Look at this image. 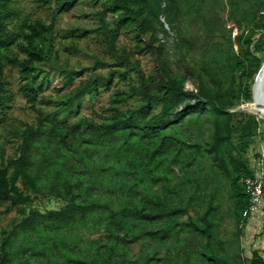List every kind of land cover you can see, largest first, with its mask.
<instances>
[{
	"label": "rangeland",
	"instance_id": "obj_1",
	"mask_svg": "<svg viewBox=\"0 0 264 264\" xmlns=\"http://www.w3.org/2000/svg\"><path fill=\"white\" fill-rule=\"evenodd\" d=\"M167 3L172 5V24L162 17L155 22L154 36L152 31L144 36L136 23L123 22L106 0H78L71 11L62 13H57L55 2L40 7L35 0H15L17 15L9 30L16 40L25 22L41 18L49 23L56 16L55 49L52 63L43 65L49 76L38 107L53 109L81 80L116 68V56L102 42L99 12H104L105 21L119 28V50H131L141 67L152 73L156 59L148 41L162 44L185 88L214 94L220 117H230L233 131L231 143L210 151L215 118L194 111L152 141L133 137L118 149L84 142L82 135L70 137L72 144L65 146L41 139L31 155V170L43 190L34 204L42 212L55 210L66 203V196L77 194L78 202L109 209L84 210L63 221L45 219L33 229H20L12 241L10 264H222L209 255L204 238L187 226L190 217L202 226L210 224L215 250L231 264H250L254 249L264 256V202L245 220L237 213L234 195V184H241L236 171L241 161L264 178V116L251 107L252 91L250 98L238 96L240 72L233 69L246 38L264 57V0H165L163 6ZM13 48L18 51L17 45ZM61 68L74 70L71 85H65ZM133 79L134 70L128 78L117 75L111 90L85 97L81 115L102 122L115 87H128ZM4 80L10 98L0 121V163L15 154V132L36 121L19 90V67L9 63ZM139 102L132 99L129 104ZM194 102L184 101L176 112ZM160 109L157 105L155 112ZM78 119L70 116L69 122ZM127 207L121 219L117 212ZM179 207L186 212L176 218L143 221L136 213ZM21 219L16 208L0 204V230Z\"/></svg>",
	"mask_w": 264,
	"mask_h": 264
},
{
	"label": "trees",
	"instance_id": "obj_2",
	"mask_svg": "<svg viewBox=\"0 0 264 264\" xmlns=\"http://www.w3.org/2000/svg\"><path fill=\"white\" fill-rule=\"evenodd\" d=\"M40 7L50 6L55 2L57 13L69 12L78 0H35ZM111 7L119 12L120 19L126 23H136L140 33L146 36L150 31L154 36L155 22L162 17L172 24V5L165 0H106ZM15 0H0V121H3L10 89L5 82V69L7 65L14 64L19 67V90L26 98L28 104L36 113L35 123L23 124V128L15 132L17 146L15 154L0 163V204H8L9 208H16L22 216L19 223H12L7 229L0 230V264H10L12 259L11 246L14 236L20 229H33L43 220L63 221L76 217L84 210L109 209L105 204L78 202L77 194L66 196V203L59 209L42 212L34 203L35 197L43 194L38 177L32 172V152L35 143L43 138L54 139L62 146L72 144V138L82 135V140L90 144H108L115 149L118 145L129 143L133 137L152 141L162 130L174 123L182 121L194 111L209 112L214 118V137L210 151H221L225 143H231L233 127L230 117H220L221 108L217 104L214 94L204 88L198 92L188 90L184 86L183 78L179 77L170 67L164 56V46H156L148 41V47L156 59V70L147 73L138 59H134L131 50H119L116 39L119 35L118 27H111L106 21L104 12H99L102 24L100 30L109 52L116 56L114 67L106 74L94 73L80 81L74 89L65 94L53 109L38 107L37 101L45 87V79L49 72L43 65L51 64L55 49L54 31L56 16L51 22L41 18L25 22L19 40L9 30L11 21L17 15L14 8ZM151 40H153L151 38ZM251 39L246 38L241 51L236 55L233 69L240 72L238 96L251 97L252 84L255 75L261 67L264 57L251 49ZM17 45L18 51L13 48ZM264 52V50L260 51ZM23 55V57H21ZM134 59V60H133ZM122 67V68H119ZM124 68V69H123ZM65 85L73 83L74 70L61 68ZM131 70L136 71L137 79L128 83V87L116 86L111 96L112 105L107 108L109 114L104 116L100 123L89 120L81 115L82 101L85 97H94L101 89L111 90L117 75L128 78ZM138 99L137 105H130V100ZM194 99L188 104L186 110L176 112L178 107L186 100ZM46 101V97H42ZM161 109L155 112V107ZM79 117L75 122H69V117ZM84 126V127H83ZM85 129L88 130L85 131ZM72 137V138H70ZM164 141L160 143L163 147ZM156 153V151H154ZM239 184H234L236 208L239 216L249 204V194L246 192L242 179L255 174L248 170L241 161L236 166ZM264 202V201H263ZM260 208V206H259ZM259 208L256 212H258ZM128 207L117 212L123 219L128 214ZM186 212L183 208H172L161 213H149L138 210L136 213L143 221L155 220L162 217L176 218ZM256 212L245 220L249 219ZM193 231L199 233L205 241V248L213 259L222 264H231L222 257L213 246V234L210 224L202 226L192 217L187 224ZM149 261H147V264ZM250 264H264V256L260 250L254 249Z\"/></svg>",
	"mask_w": 264,
	"mask_h": 264
},
{
	"label": "built area",
	"instance_id": "obj_3",
	"mask_svg": "<svg viewBox=\"0 0 264 264\" xmlns=\"http://www.w3.org/2000/svg\"><path fill=\"white\" fill-rule=\"evenodd\" d=\"M246 192L249 194V204L243 212L245 218L257 211L264 201V178L261 174L246 176L242 179Z\"/></svg>",
	"mask_w": 264,
	"mask_h": 264
},
{
	"label": "bare ground",
	"instance_id": "obj_4",
	"mask_svg": "<svg viewBox=\"0 0 264 264\" xmlns=\"http://www.w3.org/2000/svg\"><path fill=\"white\" fill-rule=\"evenodd\" d=\"M263 64L264 61L254 77L255 80L252 84L253 101L251 104L252 109L262 116H264V69L260 74L259 71L261 70Z\"/></svg>",
	"mask_w": 264,
	"mask_h": 264
},
{
	"label": "water",
	"instance_id": "obj_5",
	"mask_svg": "<svg viewBox=\"0 0 264 264\" xmlns=\"http://www.w3.org/2000/svg\"><path fill=\"white\" fill-rule=\"evenodd\" d=\"M263 69H264V64H263L261 70L259 71V74L262 72Z\"/></svg>",
	"mask_w": 264,
	"mask_h": 264
}]
</instances>
